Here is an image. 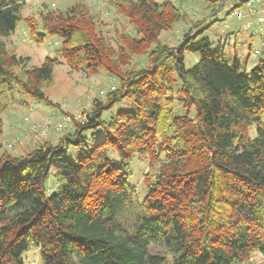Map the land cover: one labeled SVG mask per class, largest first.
Masks as SVG:
<instances>
[{"label":"trees","instance_id":"16d2710c","mask_svg":"<svg viewBox=\"0 0 264 264\" xmlns=\"http://www.w3.org/2000/svg\"><path fill=\"white\" fill-rule=\"evenodd\" d=\"M25 1L0 0V134L4 106L17 90L49 101L45 91L59 61L87 74L103 68L120 86L94 100L85 119H73L57 144L15 154L0 140V264H23L30 242L43 264H246L255 253L264 264V49L247 68L252 51L241 58L212 48L192 32L202 21L168 47L158 37L187 16L183 0H108L139 36L121 32L115 48L76 0L27 18L30 41L56 36L60 44L54 58L26 67L4 41ZM245 1L207 0L206 8L212 15L227 5L226 17ZM251 23L244 26L264 30ZM261 41L264 35L257 48ZM147 49L145 66L122 70ZM185 52L199 55L189 68ZM123 99L126 109L102 118ZM96 127L104 138L92 136L89 147L83 130ZM69 145L79 147L73 161L65 157ZM143 159L154 170L143 175L144 194L134 201L129 166ZM51 168L55 183L48 187Z\"/></svg>","mask_w":264,"mask_h":264},{"label":"rangeland","instance_id":"374dc122","mask_svg":"<svg viewBox=\"0 0 264 264\" xmlns=\"http://www.w3.org/2000/svg\"><path fill=\"white\" fill-rule=\"evenodd\" d=\"M107 1L82 0L93 16L96 30L105 35L115 48L116 40L121 32L130 33L138 38V34L135 33L127 18L110 8L106 4ZM173 1L179 5V0ZM75 2L76 0H26L21 9V19L17 22L14 31L4 38L6 48L16 57L26 58V67L39 66L46 57L54 58L60 38L47 36L41 43L30 41L26 33L27 18L37 20L39 14L48 9L64 11ZM206 4L207 0H183L182 10L187 13V16L182 21L175 23L171 29L162 31L158 41L168 47H175L182 33L188 31L192 23L202 21L193 28L192 32L199 31V37H208L212 48L221 45L231 56L237 54L242 58L259 46L260 37L258 35H255L252 41L248 39L250 33L258 34V29L255 26L250 28L244 26L249 18L244 21V19L239 20L228 15L224 17L223 14L228 9L227 5L223 10L211 15ZM150 46L149 49L154 44ZM147 55L148 49L145 53L134 54L130 63L123 66L122 70H137L141 66H145ZM198 59L197 53L185 52V67H191ZM247 59V68H249L255 62L256 57L249 55ZM20 69L19 66L14 70L20 73ZM53 78L52 85L45 91L48 102L35 100L18 90L15 92L14 99L10 97L7 100L1 115L3 129L0 140L4 148L7 147L10 152L22 154L39 144H57L62 135L72 131L73 119L76 121L85 119L94 100L104 101L109 90H116L120 86L118 79L108 75L103 68H99L93 74H87L84 71H71L63 61L55 64ZM129 103L128 99H123L111 109L104 110L102 118L107 119L117 111L126 109ZM262 122L264 124V112L262 113ZM82 134L87 137L89 147L92 146V136L96 142L102 141L104 138L100 127L85 129ZM248 134L251 138L256 137L255 125L249 128ZM78 151L79 147L69 145L65 147V157L73 161ZM108 155L113 159H118L117 153L112 149H108ZM55 170L54 168L50 170L46 181L48 187L55 183L53 177ZM153 170L154 168L148 164L147 159L131 162L129 182L134 184L137 189L134 201H139L144 194L143 175ZM151 249L154 252H163V248L159 245H154ZM21 260L23 264H43L38 248L33 242L29 243L27 250L21 255ZM246 264H263L262 256L255 253Z\"/></svg>","mask_w":264,"mask_h":264},{"label":"built area","instance_id":"2783aa9c","mask_svg":"<svg viewBox=\"0 0 264 264\" xmlns=\"http://www.w3.org/2000/svg\"><path fill=\"white\" fill-rule=\"evenodd\" d=\"M229 5L232 4L230 3ZM230 15L236 19L249 18L250 20L247 21L246 26H249L252 19H255L258 27L262 29L264 27V0H246L243 8L233 10ZM263 49L264 41H261L260 48L254 49L251 54L258 56Z\"/></svg>","mask_w":264,"mask_h":264},{"label":"crops","instance_id":"0c3cea01","mask_svg":"<svg viewBox=\"0 0 264 264\" xmlns=\"http://www.w3.org/2000/svg\"><path fill=\"white\" fill-rule=\"evenodd\" d=\"M252 34H253V37H254L255 35H258V36L260 37V40H261V36L264 35V30H263V31H260V32L258 31V34L250 33L249 36L252 35ZM248 39H249V38H248Z\"/></svg>","mask_w":264,"mask_h":264}]
</instances>
